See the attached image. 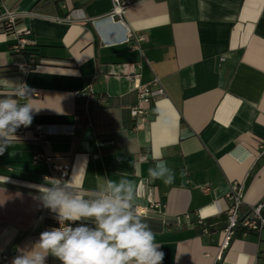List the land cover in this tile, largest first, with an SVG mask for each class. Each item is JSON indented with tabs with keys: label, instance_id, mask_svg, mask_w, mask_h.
Instances as JSON below:
<instances>
[{
	"label": "crops",
	"instance_id": "obj_1",
	"mask_svg": "<svg viewBox=\"0 0 264 264\" xmlns=\"http://www.w3.org/2000/svg\"><path fill=\"white\" fill-rule=\"evenodd\" d=\"M114 2L0 0L21 14L18 28L33 41L22 55L13 50L17 33L0 31V99L36 109L0 155V264H11L18 247L62 264L38 243L58 215L41 196L54 187L51 168L59 165L71 166L61 188L71 197L93 202L120 186L155 234L162 264H259L261 241L249 231L218 255L232 185L244 183L247 205L264 199V0H136L122 19L96 25ZM128 30L144 35L141 49L124 41ZM30 58L34 69L24 73L17 64ZM155 75L165 95L135 127V87ZM89 85L94 97L79 99ZM164 166V177L149 174ZM81 225L95 229V218L74 228Z\"/></svg>",
	"mask_w": 264,
	"mask_h": 264
},
{
	"label": "clouds",
	"instance_id": "obj_2",
	"mask_svg": "<svg viewBox=\"0 0 264 264\" xmlns=\"http://www.w3.org/2000/svg\"><path fill=\"white\" fill-rule=\"evenodd\" d=\"M27 95L22 89L19 91L20 100ZM35 111L31 103L21 104L12 98L0 99V155L11 146L10 140L17 129L31 125ZM160 167L157 166L158 169ZM169 171L164 166L159 176L153 169H149V174L162 178ZM174 179L173 172L163 182L171 184ZM121 190L120 186H115V195L88 202L71 197L56 187L45 189L41 199L46 207L58 213L61 223L94 217L96 228L83 225L53 228L41 233L40 249L50 252L62 264H162L165 253L159 250L160 244L154 243L155 234L146 230L148 226L130 210L126 198L119 195ZM17 253L11 264H44L45 256L40 252L18 247Z\"/></svg>",
	"mask_w": 264,
	"mask_h": 264
},
{
	"label": "built area",
	"instance_id": "obj_3",
	"mask_svg": "<svg viewBox=\"0 0 264 264\" xmlns=\"http://www.w3.org/2000/svg\"><path fill=\"white\" fill-rule=\"evenodd\" d=\"M136 0H115L113 10L106 16L101 19H97L95 24H101L105 21L122 19L126 10L133 5ZM21 17V14L12 11L8 8L0 7V23L3 24L6 28L5 33H17L18 40L13 45V50L19 54H25V51L29 46L32 45L33 41L29 38L30 31L28 29H19L18 28V19ZM119 21V20H118ZM145 39L144 35H136L131 30H128L127 35L124 39L125 42H133L132 47L141 49L140 42ZM34 59H24L17 64L18 68L24 72L28 73L34 69ZM137 69L141 68V65L136 66ZM140 73L136 72L133 77H139ZM136 91L138 93V101L135 105L131 107V115L135 123V127L139 126L140 123L145 120L149 115V107L158 98L165 95V89L161 83L159 76L155 75L152 81L146 84L136 85ZM95 93L92 88V85H89L85 90L77 92V97L83 100H89L91 97H94ZM105 100L99 99L100 105H103ZM37 137L44 138L46 135V128L44 125H38L36 127ZM75 131L74 126H69L66 130L67 134H73ZM261 155H264V141L260 146ZM45 159L49 161L51 158L46 155H38L36 160ZM71 173L70 165H59L53 166L51 168L50 178L55 182L54 187L61 189L67 183ZM243 189L244 183L238 182L234 183L231 187L229 194L227 195L230 206L227 211L228 215V225L225 228L224 239L221 245L220 253L218 255V260H222L224 254L227 250L231 248L233 241L237 238L238 230H245L249 232L256 233L259 236L260 241L264 240V199L255 204L247 205L243 201ZM102 197H111L108 194H101L95 199H100ZM157 207L159 205H156ZM187 220H190V215H185ZM76 222V221H75ZM75 222L65 220L63 223L58 219V215L54 217V221L50 224L46 231H50L53 228L67 227L71 226L74 228ZM203 222L202 220L200 221ZM260 257V252H259ZM259 264H264V252L262 253V258Z\"/></svg>",
	"mask_w": 264,
	"mask_h": 264
},
{
	"label": "trees",
	"instance_id": "obj_4",
	"mask_svg": "<svg viewBox=\"0 0 264 264\" xmlns=\"http://www.w3.org/2000/svg\"><path fill=\"white\" fill-rule=\"evenodd\" d=\"M6 27L3 25V24H1L0 23V31H3V32H5V29ZM33 46L31 45V46H29L28 47V49L25 51V54H29L30 52H32L33 51ZM243 231H245V230H238V232H237V237L243 232ZM264 252V240H261V249H260V259L262 258V253Z\"/></svg>",
	"mask_w": 264,
	"mask_h": 264
}]
</instances>
